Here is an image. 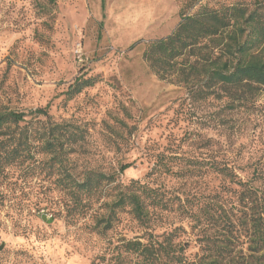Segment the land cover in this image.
<instances>
[{
	"label": "rangeland",
	"instance_id": "rangeland-1",
	"mask_svg": "<svg viewBox=\"0 0 264 264\" xmlns=\"http://www.w3.org/2000/svg\"><path fill=\"white\" fill-rule=\"evenodd\" d=\"M236 4L264 10V0H0V114L24 113L12 130L31 135L26 160L0 171V264H134L124 240L147 232L175 231L191 258L215 239L204 234L225 239L218 218L239 208V180L264 190L251 181L264 167V91L218 84L206 96L193 60L164 71L144 54L183 13ZM77 80L91 86L73 93ZM38 109L62 126V163L40 153ZM92 172L116 182L80 215L75 183ZM132 182L163 197L153 229L113 208ZM242 232L235 253L254 256Z\"/></svg>",
	"mask_w": 264,
	"mask_h": 264
},
{
	"label": "trees",
	"instance_id": "trees-1",
	"mask_svg": "<svg viewBox=\"0 0 264 264\" xmlns=\"http://www.w3.org/2000/svg\"><path fill=\"white\" fill-rule=\"evenodd\" d=\"M192 6H195L194 2ZM261 7L257 5L250 9L236 4L220 9L204 7L195 14L183 13L177 29L168 37L152 42L144 57L152 67L164 71L169 68L179 71L180 59L193 60L191 70L201 69L208 80L204 90L206 96L211 95L218 84L229 89L264 91V10ZM191 74L184 70L180 72V76ZM88 81L77 80L73 93H80L84 87L91 86ZM35 114L47 119L43 123V132L35 137L42 141L40 153H48L62 163L67 152L62 142L63 133L59 132L62 126L52 122L46 109H38ZM26 117L24 113L16 112L0 114V171L14 162L23 163L30 155L29 132L22 130L17 134L12 130L13 126L19 127L25 122ZM47 125L52 127L47 128ZM251 181L264 183V167L256 170ZM115 182L111 176L92 172L83 181L75 183L77 194L74 203L80 215L86 214L90 198L102 196ZM238 185L239 208L231 207L230 215L218 218V221L225 222V239H217L216 234L208 233L199 236L215 239L202 240V254L197 253L191 258L186 254L187 248L173 239L176 238L175 231L164 233L162 241L154 232H147L142 237L124 240L122 248L129 261L132 259L134 264H264V254L259 256L264 250V190L242 180ZM162 202L163 197L156 190L132 182L113 208H128L127 212L140 227L153 229V212ZM70 211L66 218H69ZM100 221L107 222L106 229H112L111 219ZM242 231L246 235L251 232L250 245L254 256L235 253ZM147 235L149 238L142 241Z\"/></svg>",
	"mask_w": 264,
	"mask_h": 264
}]
</instances>
